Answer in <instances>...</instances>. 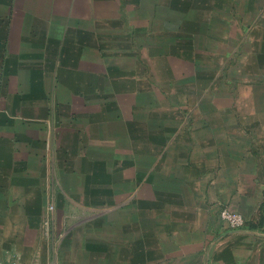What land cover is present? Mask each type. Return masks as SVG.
Segmentation results:
<instances>
[{
    "label": "crops",
    "instance_id": "1",
    "mask_svg": "<svg viewBox=\"0 0 264 264\" xmlns=\"http://www.w3.org/2000/svg\"><path fill=\"white\" fill-rule=\"evenodd\" d=\"M171 1L227 28L178 90ZM0 260L264 264V0H0Z\"/></svg>",
    "mask_w": 264,
    "mask_h": 264
},
{
    "label": "rangeland",
    "instance_id": "2",
    "mask_svg": "<svg viewBox=\"0 0 264 264\" xmlns=\"http://www.w3.org/2000/svg\"><path fill=\"white\" fill-rule=\"evenodd\" d=\"M207 5L208 3H204V6L200 8V13L198 8L201 5L199 2L171 1L170 11L166 16L164 14V16L158 17L161 16V13L158 15L157 12L158 16L152 19L151 26L159 33L152 35L156 43L154 44L153 51H151L152 56L149 54L148 57H153L152 59H154L153 73L158 78L157 82H165V77L168 74L170 79L169 88L178 90L181 87L178 86V83L181 82L180 72L182 71L184 74L189 73L188 66L184 65V61L197 59L201 65L200 67H203L201 68V73H204L211 54H220L219 60L222 58L224 60V57L227 56L228 51L225 49L226 45L224 41H217V44L214 46L215 49H210L214 43L213 36H226L224 31L227 28L224 23L215 20L209 25L213 27V33L207 32V34L208 37H212V40H210V37L208 39L205 38L206 28L198 23V18L204 15L203 9ZM212 5H214V8H219L223 3L214 2ZM163 10L165 11V8ZM140 37L143 38L145 35H141ZM165 58H170L171 61L178 59L180 63L183 61V65L177 66L175 64L169 68L165 65L164 61L167 60ZM177 68L180 70H176ZM218 68L221 67L218 66Z\"/></svg>",
    "mask_w": 264,
    "mask_h": 264
},
{
    "label": "built area",
    "instance_id": "3",
    "mask_svg": "<svg viewBox=\"0 0 264 264\" xmlns=\"http://www.w3.org/2000/svg\"><path fill=\"white\" fill-rule=\"evenodd\" d=\"M54 206L52 204L49 205V210L52 211ZM220 219L226 223V225L231 229L240 228L245 224L244 217L236 212L232 211L228 208H222L219 213ZM45 224H47V221L45 220ZM0 264H17L14 261H1Z\"/></svg>",
    "mask_w": 264,
    "mask_h": 264
}]
</instances>
